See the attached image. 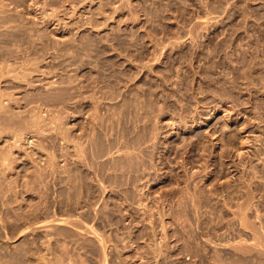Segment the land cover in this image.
<instances>
[{
    "label": "rangeland",
    "instance_id": "1",
    "mask_svg": "<svg viewBox=\"0 0 264 264\" xmlns=\"http://www.w3.org/2000/svg\"><path fill=\"white\" fill-rule=\"evenodd\" d=\"M14 49L0 264H264V0H0Z\"/></svg>",
    "mask_w": 264,
    "mask_h": 264
},
{
    "label": "bare ground",
    "instance_id": "2",
    "mask_svg": "<svg viewBox=\"0 0 264 264\" xmlns=\"http://www.w3.org/2000/svg\"><path fill=\"white\" fill-rule=\"evenodd\" d=\"M6 51H7V50H6ZM18 52H20V51H15V49H14V51H7V52H5V51L3 52V51L0 50V56H1V58H2V56H6V55H7V56H6V57H7L6 59H3L4 57L2 58L3 60L0 59V62H1V60L3 61L2 63H0V84L2 83V81L5 83V79H4V76H6L5 74L10 73V74H12V75H15V74L12 73V71L14 72V69H13L14 67L12 66L11 69H13V70L10 71V67L8 68V67L6 66V64L9 63V60H10V61H11V60L14 61L15 59H17V58H18V57H17V56H18V55H17ZM18 54H19V53H18ZM20 55H22V54H20ZM8 59H9V60H8ZM6 60H8L7 63L5 62ZM9 65H11V64H8V66H9ZM20 69H21V68H20ZM15 71H16V68H15ZM18 73H19V71H18ZM10 74H7L8 77H9ZM20 75H21V76H20ZM22 76L26 78V74H25V76H24V73H22V74H17V76H15V79H16V77H19V78H20V77H22ZM13 77H14V76H13ZM23 77H22V78H23ZM27 81H28V80H27ZM27 81H26V82H27ZM10 82H11V81H10ZM1 86H2V85H1ZM0 88H1V87H0ZM0 90H1V92H2V88H1ZM1 92H0V93H1ZM3 94H4V93H3ZM0 95H2V94H0ZM1 97H4V96L2 95ZM5 97H6V96H5ZM7 98H8V97H7ZM3 99H4V98H2V99L0 98V119H5V118H6V119H7V118L9 119V117L11 116V114H10V115H7V113H6L7 110H4V109H5L7 106H9V105H8V104H4V103H3V101H4ZM6 101H7V100H6ZM32 110H33V108L31 109V111H32ZM33 112H34V111H33ZM40 117H41L40 115H37V114H34V113H30V118H32L33 121H34V119H36V118H37L36 120H38V118H40ZM33 121H32V122H33ZM43 121H44V120H43ZM34 123H36V121H35ZM29 124H30V123H29ZM37 124H39V121H37L36 124H31V126H35V127H37V126H38ZM22 125H23V124H22ZM18 126H19V125H18ZM37 128H38V127H37ZM18 132H20V131H18ZM21 134H22V133H21ZM18 135H20V133L17 134V132H16V133H15V137H17ZM18 137H21V136H18ZM18 137L16 138L17 140H18ZM14 141H15V140H14ZM2 155H3V154H2ZM2 155H1V156H2ZM4 155H5V154H4ZM4 155H3L2 157H0V164H2V163L4 164L5 161H6V158H7V157H5V156H6L7 154H6L5 156H4ZM97 178H98V177H97ZM98 180H99V179H98ZM61 221H63V220H61ZM92 232H93V231H92ZM95 232H96V231H95ZM94 234H95V233H94ZM100 239H101V238H100Z\"/></svg>",
    "mask_w": 264,
    "mask_h": 264
}]
</instances>
